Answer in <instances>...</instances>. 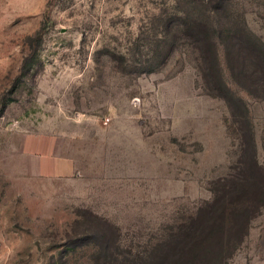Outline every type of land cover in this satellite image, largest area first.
Segmentation results:
<instances>
[{"label": "rangeland", "instance_id": "rangeland-1", "mask_svg": "<svg viewBox=\"0 0 264 264\" xmlns=\"http://www.w3.org/2000/svg\"><path fill=\"white\" fill-rule=\"evenodd\" d=\"M228 1L0 0V264L147 256L235 171L247 117L264 163V89L225 32L264 43V0ZM188 12L224 32L209 72L230 90L206 81ZM227 264H264V209Z\"/></svg>", "mask_w": 264, "mask_h": 264}, {"label": "trees", "instance_id": "trees-1", "mask_svg": "<svg viewBox=\"0 0 264 264\" xmlns=\"http://www.w3.org/2000/svg\"><path fill=\"white\" fill-rule=\"evenodd\" d=\"M198 3L218 13L231 6L228 0H198ZM198 8L199 6L193 9ZM193 13L188 12L186 20L181 24L189 27L185 30L186 36L196 45L206 81L211 85L221 84L228 88L220 75L213 80L209 72L211 67L217 66L219 62V48L225 45L224 32L212 30L210 20L203 21V18L199 20L195 19V16H189ZM207 18L209 19L208 15ZM219 24L222 27L227 25ZM245 25V21L234 23L232 26L228 24L225 29L226 44L228 47L230 45L236 47L237 54L242 58L244 69L241 68L240 75L245 87L250 88L252 85L261 90V87L264 89V43L250 33ZM38 39V44H42V35ZM35 50L36 45L32 53ZM32 55L25 59L24 68L29 65ZM228 105L236 118V105L233 102H229ZM243 105L246 107L244 101ZM245 121L248 133L245 135L238 165L234 172L221 179L214 189L213 199L201 205L197 213L192 215L188 222L181 224L177 231L158 241L147 256L139 254L132 259L115 258L116 263L108 264L228 263L248 235L252 221L264 209V163L257 157L255 135L249 118L247 117Z\"/></svg>", "mask_w": 264, "mask_h": 264}]
</instances>
